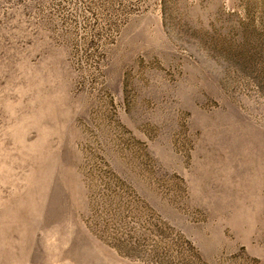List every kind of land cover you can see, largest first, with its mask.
Returning <instances> with one entry per match:
<instances>
[{"label":"rangeland","instance_id":"obj_1","mask_svg":"<svg viewBox=\"0 0 264 264\" xmlns=\"http://www.w3.org/2000/svg\"><path fill=\"white\" fill-rule=\"evenodd\" d=\"M0 264H264V0H0Z\"/></svg>","mask_w":264,"mask_h":264}]
</instances>
